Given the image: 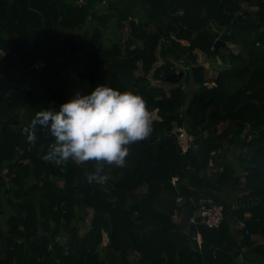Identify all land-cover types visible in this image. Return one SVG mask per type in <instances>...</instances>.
I'll list each match as a JSON object with an SVG mask.
<instances>
[{
	"label": "trees",
	"instance_id": "obj_1",
	"mask_svg": "<svg viewBox=\"0 0 264 264\" xmlns=\"http://www.w3.org/2000/svg\"><path fill=\"white\" fill-rule=\"evenodd\" d=\"M0 52V264H264V0H0ZM67 70L88 81L82 93L132 91L152 113L150 135L99 182L96 161L45 160L48 129L35 143L24 131L69 99ZM211 205L218 228L190 223Z\"/></svg>",
	"mask_w": 264,
	"mask_h": 264
},
{
	"label": "clouds",
	"instance_id": "obj_2",
	"mask_svg": "<svg viewBox=\"0 0 264 264\" xmlns=\"http://www.w3.org/2000/svg\"><path fill=\"white\" fill-rule=\"evenodd\" d=\"M37 126L47 128L54 138L45 160L96 161L87 176L91 183L105 179V164L124 165L128 145L152 132V113L139 94L97 83L88 93L76 91L58 107L37 111L24 130L31 143L37 139Z\"/></svg>",
	"mask_w": 264,
	"mask_h": 264
},
{
	"label": "built area",
	"instance_id": "obj_3",
	"mask_svg": "<svg viewBox=\"0 0 264 264\" xmlns=\"http://www.w3.org/2000/svg\"><path fill=\"white\" fill-rule=\"evenodd\" d=\"M44 67V62L42 60H36L31 66L30 70L33 71H39ZM175 137H176V143L179 147L181 153L188 152L194 145V139L192 135L189 134V132L181 127L177 128L176 131H174ZM176 178L172 179V183L175 184ZM183 203V197L178 196L176 198V204L180 205ZM234 205V204H233ZM233 208V207H232ZM197 218H199V223L205 225L207 228L215 229L218 228L221 223L223 222V206L222 205H211L208 207H203L200 209L197 215L192 216L190 218L191 224L197 223ZM245 228V225L243 222H238L235 225L236 230H243ZM247 233V232H246ZM198 243H200L199 236L197 237Z\"/></svg>",
	"mask_w": 264,
	"mask_h": 264
},
{
	"label": "rangeland",
	"instance_id": "obj_4",
	"mask_svg": "<svg viewBox=\"0 0 264 264\" xmlns=\"http://www.w3.org/2000/svg\"><path fill=\"white\" fill-rule=\"evenodd\" d=\"M143 19H144L143 10H141V12H139L137 18L134 21H135L136 25L138 26V23L143 21ZM110 25H111L112 29L110 31H107V32L104 33L105 38L116 42L118 34H119V31L116 30L114 21H111ZM128 31H130L129 25H128V28H126L123 31L124 36L128 33ZM80 33L76 34V39L79 40V41L82 40V35ZM62 42H64V41L62 40ZM2 57H3V54H2V52H0V61H1ZM203 58H204L203 56H201V57L199 56V59H200L199 63L200 64H204V66H207V67L211 66L213 69L215 68V67H213V65L211 64V62L209 60L203 59ZM161 62H162V60L159 61V63H161ZM178 72H182V71H178ZM178 72H176V73H178ZM184 74L185 73L183 72V76H184ZM214 74L215 73L212 70H210V76H213ZM61 75H62V78H63V81H64V85H65V88H66V93H67L69 99L75 94L76 91H80L81 92V89L84 86H87V82L88 81L86 79L80 78V76L78 75V73L75 70L64 71V72L61 73ZM183 76H182V78H183ZM182 78L180 80H182ZM160 86H162L163 91H165V93L167 95L168 94L167 92H168L170 87L168 85H165V84L160 85ZM185 90L189 91L190 93H193V91H194V89H192L191 87L186 86V85H185ZM23 112H24V109L21 108L19 110V114L22 115ZM176 130H177V128H175V131ZM226 158H227V160L233 159L231 153L226 155ZM234 159H235V157H234ZM196 214H198V212H196ZM174 220L178 221V219L175 218V217H174Z\"/></svg>",
	"mask_w": 264,
	"mask_h": 264
},
{
	"label": "water",
	"instance_id": "obj_5",
	"mask_svg": "<svg viewBox=\"0 0 264 264\" xmlns=\"http://www.w3.org/2000/svg\"><path fill=\"white\" fill-rule=\"evenodd\" d=\"M129 27H130V32L131 33H135L137 32L140 28L136 25L134 20H130L129 21ZM30 43L32 44V41H30ZM220 44L219 41L215 42V48H218V45ZM225 44L222 43V46H224ZM183 76V72H178V73H174L171 75H168L165 77V81L169 82V83H177L179 82V80L182 78Z\"/></svg>",
	"mask_w": 264,
	"mask_h": 264
},
{
	"label": "crops",
	"instance_id": "obj_6",
	"mask_svg": "<svg viewBox=\"0 0 264 264\" xmlns=\"http://www.w3.org/2000/svg\"><path fill=\"white\" fill-rule=\"evenodd\" d=\"M87 84H88V82H87Z\"/></svg>",
	"mask_w": 264,
	"mask_h": 264
}]
</instances>
